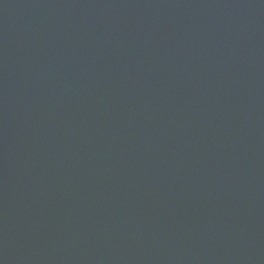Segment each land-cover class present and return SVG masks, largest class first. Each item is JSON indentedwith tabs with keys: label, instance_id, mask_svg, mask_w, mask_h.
I'll use <instances>...</instances> for the list:
<instances>
[{
	"label": "water",
	"instance_id": "1",
	"mask_svg": "<svg viewBox=\"0 0 264 264\" xmlns=\"http://www.w3.org/2000/svg\"><path fill=\"white\" fill-rule=\"evenodd\" d=\"M0 264H264V0H0Z\"/></svg>",
	"mask_w": 264,
	"mask_h": 264
}]
</instances>
